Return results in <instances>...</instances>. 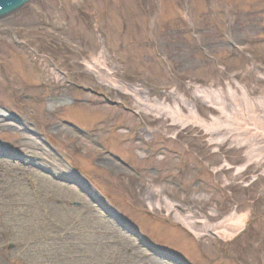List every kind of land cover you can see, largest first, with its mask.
<instances>
[{
  "label": "rangeland",
  "instance_id": "rangeland-1",
  "mask_svg": "<svg viewBox=\"0 0 264 264\" xmlns=\"http://www.w3.org/2000/svg\"><path fill=\"white\" fill-rule=\"evenodd\" d=\"M92 67L231 126L194 88L239 82L264 95V0H32L0 18V264H264V156L249 160L234 141L247 132L211 142ZM158 188L173 210L212 222L236 211L245 227L196 237L176 212L148 208L146 189Z\"/></svg>",
  "mask_w": 264,
  "mask_h": 264
},
{
  "label": "bare ground",
  "instance_id": "bare-ground-1",
  "mask_svg": "<svg viewBox=\"0 0 264 264\" xmlns=\"http://www.w3.org/2000/svg\"><path fill=\"white\" fill-rule=\"evenodd\" d=\"M92 72L96 73L100 80H105L107 78V76H105L98 68L92 67ZM236 86L237 87L235 88L233 85L228 84L226 91H224L223 88L197 86L194 91V96L200 101L208 104L210 107L216 108L224 117L233 118L234 122L231 126H228L229 130L225 133H219V135H221L220 140H226L232 133L238 134L240 131H246L248 136H246V134H243V136L239 134V136L235 137V141L240 145L248 142L249 145L247 144V146L249 149L247 155L249 156V160L256 159L259 161L261 160L260 157L264 156V148L260 149L259 145L252 142L254 140L253 136L255 135L252 130H255L256 135L264 137V96L252 97L246 86L239 82H236ZM120 88L124 92H128L135 96L138 104L142 107V110L171 118L173 123L200 125L206 127L207 130L214 131V133H216L217 128L220 126H225V123L222 122L223 120L220 117H217L216 122H207L206 119L199 115V112L196 109L197 106L194 102L190 101L183 95L175 98V102L171 103L166 100L161 101L156 98L151 99L150 97L143 95L145 92H142L143 90L138 86L134 88H131L130 86H121ZM187 108L188 112L186 113L185 109ZM245 111L249 114L247 119L244 117ZM4 113L7 112L0 109V120H6L8 118ZM239 113L241 115H238ZM2 117H5L6 119ZM8 124H10V127L15 126L12 123ZM245 165L246 164L239 165L238 172H242ZM222 167L230 169L234 166L226 161L221 168ZM221 168H218L216 171H219ZM71 188L77 191L74 185H71ZM157 190L158 192L156 193L154 190H146L144 199L148 207L155 211L159 209H165L167 212L172 211L174 207V201L172 198L163 194L161 188H158ZM215 214H217L216 211L212 209L210 215L213 216ZM246 216V214H238L235 211L225 217L222 221L212 222L207 217L198 218L189 211H186L185 214L178 211L175 213L176 221L182 224V226L194 236L201 237L212 233L224 239H232L243 230L245 227ZM197 222L201 223L199 227L196 225ZM121 235L124 238L126 236L124 233H121ZM107 247L108 245H106V243H102L100 248H98V252L101 253V251H106ZM121 258L124 259L126 256H121Z\"/></svg>",
  "mask_w": 264,
  "mask_h": 264
},
{
  "label": "water",
  "instance_id": "water-1",
  "mask_svg": "<svg viewBox=\"0 0 264 264\" xmlns=\"http://www.w3.org/2000/svg\"><path fill=\"white\" fill-rule=\"evenodd\" d=\"M31 0H0V18L16 11ZM90 90V89H89ZM109 103H112L109 101ZM162 255L166 258L177 259L163 252Z\"/></svg>",
  "mask_w": 264,
  "mask_h": 264
},
{
  "label": "flooded vegetation",
  "instance_id": "flooded-vegetation-1",
  "mask_svg": "<svg viewBox=\"0 0 264 264\" xmlns=\"http://www.w3.org/2000/svg\"><path fill=\"white\" fill-rule=\"evenodd\" d=\"M73 129L77 130L80 134L84 135V136H88V139L91 140V141H94L95 138H97V135L96 134H92V135H89L87 132H85L84 130H82L79 126L77 125H73L72 126ZM114 158H117V159H120L118 156L116 155H113L111 154ZM126 165L127 167H130L129 165H127L126 163L124 164ZM131 168V167H130Z\"/></svg>",
  "mask_w": 264,
  "mask_h": 264
}]
</instances>
